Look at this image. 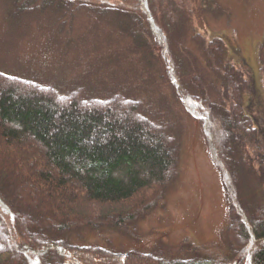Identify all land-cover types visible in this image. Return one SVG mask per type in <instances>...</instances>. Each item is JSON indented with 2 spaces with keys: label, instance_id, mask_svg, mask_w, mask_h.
<instances>
[{
  "label": "trees",
  "instance_id": "obj_1",
  "mask_svg": "<svg viewBox=\"0 0 264 264\" xmlns=\"http://www.w3.org/2000/svg\"><path fill=\"white\" fill-rule=\"evenodd\" d=\"M187 1H1L5 24L43 16L66 46L79 18L129 44L99 56L89 39L91 51L71 60L79 82L64 90L0 71V264H264V124L249 115L244 69L222 39L196 34ZM96 31L105 44L116 38ZM257 56L264 73V39ZM179 113L202 125L225 190L223 256L196 247L162 261L77 246L82 230L134 232L163 203L177 177Z\"/></svg>",
  "mask_w": 264,
  "mask_h": 264
},
{
  "label": "rangeland",
  "instance_id": "obj_2",
  "mask_svg": "<svg viewBox=\"0 0 264 264\" xmlns=\"http://www.w3.org/2000/svg\"><path fill=\"white\" fill-rule=\"evenodd\" d=\"M1 1L0 71L26 77L41 85L64 90L79 82V74L74 76L71 60L91 51L93 45L87 44L89 39L91 43L95 39L99 56L112 50H122L129 44L126 39H118L112 31L79 18L73 31L67 36L65 32L62 34L66 41L72 40L77 44L66 46L64 39L60 40L61 35H56V29L53 30L56 25L43 16L23 17L9 24L11 26L5 24ZM203 2L205 5L199 13V0L187 1L196 34L201 39L220 38L225 42L233 65L243 68L249 81V92L244 99L245 103L251 104L249 115L253 119H261L264 124V73L257 56L264 39V0ZM96 30L116 38L105 44V38L103 43V37ZM51 38H57L55 44L51 43ZM146 38L153 55L159 58L161 47L151 42L148 36ZM64 45L71 47L65 48ZM71 48L72 52H69ZM189 48L194 51L193 45L189 44ZM179 114L183 132L178 146L177 177L166 192L163 203L140 221L134 232L122 234L107 228L82 230L75 240L77 246L100 248L117 256L136 251L162 261L187 260L196 247L223 256L229 224L225 190L211 161L202 125L183 113ZM259 134L264 140V125ZM3 211L4 207L0 206L2 218ZM237 262L234 260L233 264ZM105 264H112L111 260L107 259ZM126 264L140 263L127 261Z\"/></svg>",
  "mask_w": 264,
  "mask_h": 264
}]
</instances>
